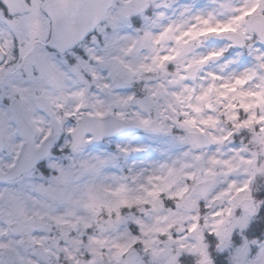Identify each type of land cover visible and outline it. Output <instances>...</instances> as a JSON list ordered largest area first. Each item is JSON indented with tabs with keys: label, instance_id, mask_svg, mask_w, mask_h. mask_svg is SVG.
<instances>
[{
	"label": "snow or ice",
	"instance_id": "6c2138e0",
	"mask_svg": "<svg viewBox=\"0 0 264 264\" xmlns=\"http://www.w3.org/2000/svg\"><path fill=\"white\" fill-rule=\"evenodd\" d=\"M0 264H264V0H0Z\"/></svg>",
	"mask_w": 264,
	"mask_h": 264
}]
</instances>
